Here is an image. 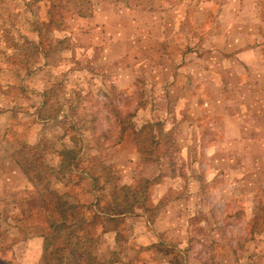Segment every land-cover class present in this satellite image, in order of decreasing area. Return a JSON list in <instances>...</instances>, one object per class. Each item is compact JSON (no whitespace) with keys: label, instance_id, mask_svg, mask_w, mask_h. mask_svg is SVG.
Masks as SVG:
<instances>
[{"label":"rangeland","instance_id":"374dc122","mask_svg":"<svg viewBox=\"0 0 264 264\" xmlns=\"http://www.w3.org/2000/svg\"><path fill=\"white\" fill-rule=\"evenodd\" d=\"M251 1L0 0V264H38V238L15 225L45 228L56 197L103 217L92 233L112 264H264V48L197 54L209 33L256 46L242 15L220 37L223 6ZM226 76L254 85L232 142ZM75 146L87 179L65 186L58 153ZM97 197L130 209L101 213Z\"/></svg>","mask_w":264,"mask_h":264},{"label":"trees","instance_id":"16d2710c","mask_svg":"<svg viewBox=\"0 0 264 264\" xmlns=\"http://www.w3.org/2000/svg\"><path fill=\"white\" fill-rule=\"evenodd\" d=\"M83 153H85V150L76 148V146L63 149L58 153V156H61V161H58L59 167H62L60 170L67 171L68 173L67 180L62 182L65 186H68L69 183L70 186L80 184L78 181H73V176L76 175L82 181L87 179V175L85 174V177L82 170H78ZM96 179L95 176H92L89 182L90 189L97 184ZM62 196L64 197L66 194L64 193ZM61 200L57 197L47 200V203L52 205L53 210L51 212H44L43 214L46 221L45 228L40 227L38 221H34L35 224L31 222L29 225L27 223H24L23 226L15 225L24 234L22 237L23 241L30 242L32 238H38L41 253L38 264H96L97 261L101 264H112L116 262L117 248L115 246L111 249L109 236H105L107 242L106 251H100L95 245V238L97 237L94 238L93 236L91 223H94L97 217L101 219L103 217L91 210L92 216L88 220L86 215L80 211L85 204L69 201L67 198ZM95 201V204H91V207H98V211L101 213H106V210L116 211L114 213H125L130 209L123 208L118 210L117 204H110L108 208L100 207L99 197ZM28 216L32 218V215H27L26 218ZM27 220L33 221L32 219ZM82 230H84L83 234L80 233ZM113 231L114 228H109L103 232L108 233ZM117 236H119L118 232L115 234V241L118 238Z\"/></svg>","mask_w":264,"mask_h":264},{"label":"crops","instance_id":"0c3cea01","mask_svg":"<svg viewBox=\"0 0 264 264\" xmlns=\"http://www.w3.org/2000/svg\"><path fill=\"white\" fill-rule=\"evenodd\" d=\"M223 21L227 22V24L224 26V30L220 33V37H221V41L225 42V37L226 34L230 31L229 23L233 22L234 18H237L239 15H242L241 19H237L236 22H244V23H254L255 24V28L257 30V39H258V44L255 45H249L244 42L243 44H241L244 39L246 38L245 35L240 34L239 32H235L234 36L237 39V48H235V50L233 51H229L226 50L224 48H221L220 46H212L210 44V41H208V38H212L211 34L209 33L208 36L205 38V41L201 43L202 47L198 49L197 54H205V55H211L212 52L216 53L217 55H221V56H225L228 57L230 56L229 53H234L237 55L240 54H246V53H250V52H254L257 53L258 49L264 48V3H260L259 0H252L249 4H245V6L240 5L239 10L236 11V6L235 5H224L223 6ZM234 10L233 11V17H230V10ZM226 11V12H225ZM247 15H249V18L246 19ZM237 26L236 29H238ZM255 46V48H254ZM214 47L216 49V51L214 50ZM254 48V49H253ZM229 52V53H228ZM217 65V64H216ZM218 69L220 68L219 65H217ZM231 77H224V82H220L219 83V87L221 88V94L226 93V97L223 100H220V102L222 103L223 107L220 108V112H217L218 117L222 118L223 121L225 122V127L227 129H231V139L230 141L232 142L233 137H235L234 133H235V126H239L241 125V121L244 122L245 120V113H252V111L249 109L248 106V100H246V94H244L242 91L238 92V90H240V87L244 86L247 87V89H254V85L251 81H240L238 78L236 80L233 81L230 80ZM196 83V82H195ZM230 89H229V88ZM251 90V91H252ZM189 92V91H188ZM235 93V95H232V93ZM193 95V102H196V97L197 93L192 91L191 92ZM196 96V97H195ZM210 100V99H209ZM213 102V101H212ZM214 110L216 111V108H214ZM246 111V112H245ZM233 114H235L236 116H233ZM220 115V116H219ZM232 117L234 119H232ZM236 122H235V121ZM242 122V123H243ZM238 143H241V139L238 140ZM115 231L112 232V235L114 234ZM114 239H115V234H114ZM113 239V240H114ZM113 248V246H111V249Z\"/></svg>","mask_w":264,"mask_h":264}]
</instances>
